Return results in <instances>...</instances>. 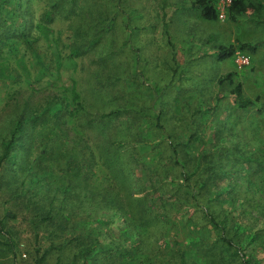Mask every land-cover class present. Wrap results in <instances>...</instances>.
<instances>
[{
    "label": "rangeland",
    "instance_id": "rangeland-1",
    "mask_svg": "<svg viewBox=\"0 0 264 264\" xmlns=\"http://www.w3.org/2000/svg\"><path fill=\"white\" fill-rule=\"evenodd\" d=\"M53 1L0 0V38L44 33L36 55L0 46V143L25 127L0 168V264H264V0L261 23L219 18L223 0L216 20L199 0H60L46 21ZM231 44L255 46L248 67L217 59Z\"/></svg>",
    "mask_w": 264,
    "mask_h": 264
},
{
    "label": "trees",
    "instance_id": "trees-1",
    "mask_svg": "<svg viewBox=\"0 0 264 264\" xmlns=\"http://www.w3.org/2000/svg\"><path fill=\"white\" fill-rule=\"evenodd\" d=\"M73 1V0H72ZM260 1V0H259ZM200 10H201V14L203 16V18L207 19V20H216L217 18V13L216 10L214 8V1L213 0H199L198 3ZM59 8H61V1L60 0H55L53 1L50 6L49 9L45 11V20L47 21L48 19H52V14H54ZM248 8H250L254 15L258 13L259 9L262 8V5H260V2H255L253 3L251 0H232L231 5L229 7V11L232 14L233 19L235 18L236 15L241 16L242 14H244ZM255 23H261V20L258 16L255 15ZM16 28V27H15ZM12 32V30H11ZM43 31L41 30V32H39V36L36 37H29L27 35L26 32H24V30H21L19 27L17 28V32H13V34L11 35H7L5 38H0V46L2 45H6V44H11V42H16L19 41L22 46L27 50H29V52L31 54L36 55V48L34 47V43L36 44V42L40 39V37H42V35H44V33H42ZM97 43V40L93 41L92 44H87V46H93ZM74 44V39L72 40V42L70 43V45ZM79 46V45H77ZM57 47V46H56ZM250 48V50L254 51L255 46H249L248 44H240L239 46H235V45H229V46H218L217 51H216V55H217V59L218 60H225L227 58H233L235 56V51L237 49H239L240 52L246 54V49ZM76 50V52H75ZM71 54H66L67 56L69 55L70 57H73L74 55H76L77 51H79V49L77 50V48H70ZM55 56H56V60L57 58H61V52L59 49H56L55 51ZM247 55V54H246ZM68 56V57H69ZM250 58V57H249ZM59 60V59H58ZM251 62V59H250ZM250 62L248 65L242 66V68L248 67L250 65ZM48 63H50L48 61ZM237 75V72H228L225 75H222L221 77H219L218 79V84L219 85H224L225 83H228L230 85H232V90L231 93L234 96V100L236 102V105L238 108L240 109H244L247 108L249 106H252V104L254 103V101L250 98H246L243 94L242 91V84L241 82H234V77ZM25 127H24V122H22V120H19L18 122H16L15 127L10 131L9 137L7 139H4L1 141L0 145H1V155H0V168L5 165L8 164L9 162H13V158L16 155V147L18 146V142L20 140L21 134L22 132H24ZM49 205H51V202L49 203ZM51 213V209L49 208L46 217L45 218H49ZM13 217V214L10 212H7L5 214V217ZM210 218V222L213 225H218L219 222L215 221V218L212 216H209ZM0 233L2 234H6V230H5V223L3 219H0ZM11 238V237H10ZM9 238V240L5 241V242H0V244L5 245L10 251L13 249V244L11 242V239ZM220 240L226 244L227 246L233 248L236 252H238V246L231 240L228 239L224 236H222L220 238ZM240 252V251H239ZM90 252L86 253V256L83 257V260L79 263V264H88V257L87 254ZM240 264H253V259L252 257H245L244 254L241 253L240 255ZM32 264H43V255L40 256L39 258H36V260L34 261V263Z\"/></svg>",
    "mask_w": 264,
    "mask_h": 264
},
{
    "label": "built area",
    "instance_id": "built-area-1",
    "mask_svg": "<svg viewBox=\"0 0 264 264\" xmlns=\"http://www.w3.org/2000/svg\"><path fill=\"white\" fill-rule=\"evenodd\" d=\"M232 0H223L221 4L218 6V17L219 18H224V14L226 11V7L230 5ZM236 64L240 66H245L248 65L250 62V58L248 55L242 53V52H237L234 56Z\"/></svg>",
    "mask_w": 264,
    "mask_h": 264
}]
</instances>
